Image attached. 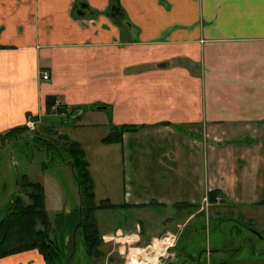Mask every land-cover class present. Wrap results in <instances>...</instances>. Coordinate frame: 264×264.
I'll use <instances>...</instances> for the list:
<instances>
[{"label": "crops", "instance_id": "1", "mask_svg": "<svg viewBox=\"0 0 264 264\" xmlns=\"http://www.w3.org/2000/svg\"><path fill=\"white\" fill-rule=\"evenodd\" d=\"M52 115L79 119L70 135L89 169L100 145L113 152L114 173L123 165L130 184L116 208L134 210L135 224L124 228L134 227L136 241L152 240L156 255L180 223L166 216L150 230L141 219L147 200L200 212L216 191L220 204H258L264 0H0V135L29 116L38 123ZM122 125L134 129L101 142L99 132ZM139 250L131 248L130 260L149 264ZM0 264L45 263L30 250Z\"/></svg>", "mask_w": 264, "mask_h": 264}, {"label": "rangeland", "instance_id": "2", "mask_svg": "<svg viewBox=\"0 0 264 264\" xmlns=\"http://www.w3.org/2000/svg\"><path fill=\"white\" fill-rule=\"evenodd\" d=\"M78 121L77 118L52 115L34 123L33 129L0 135V214L11 202L12 196L18 193V177L22 174L43 185L45 209L52 223L55 215L72 212L80 206V187L74 177L73 167L68 163L70 159L65 150L67 142L74 141L70 134L78 132L75 129L77 127H74ZM82 128L80 125L79 129ZM116 134L118 133L112 131L106 134L99 132L104 138L114 137ZM253 134L258 135L264 149V132L258 131ZM62 135L69 140L65 141ZM100 147L97 158L92 161L90 169L88 167L97 194L95 200L97 203L106 200L112 204H123L125 189L130 184L123 180L124 167L122 164L119 165L118 173H114L108 162V156H113V152L108 146ZM116 161L119 162L118 159ZM111 172L113 179L109 178ZM171 183L172 181L168 184ZM258 193L260 202L252 206L233 204L228 200L222 204L220 201L210 206L206 205L200 212L186 210L191 207L190 205L178 211V203H175L176 207L174 204L171 205L172 208L170 205L156 204L154 199L147 200L149 204L146 211L142 212L144 217L141 219L145 224L153 226L150 230L160 229L162 222L158 223L157 219L166 216H175L174 225L180 223V227H174L170 233H165L170 237L177 236L165 247L163 245V252L158 255L154 252L152 240L147 241L141 236L140 240L136 241V238L131 236L135 231L134 227L124 228L135 224L134 216L137 214L134 210L124 211L118 208L96 210L94 217L102 239L100 246L102 258L95 264H133V261L136 263L137 261H131L129 258L131 248L140 249L139 262L145 257L149 264H180L191 254L190 252L199 253L202 249H212L213 259L224 260V264H264V202H261L264 199V189ZM182 197L184 196L180 198ZM167 226L170 229L171 223ZM118 227L122 230H117ZM180 230L186 233L181 237L179 247H176ZM165 234H162L161 228L157 238H162ZM78 241L73 256H70L71 264H84L82 262L85 260L84 246L81 239ZM159 246L158 244L157 248ZM204 256L205 253L202 259ZM207 260V264H210L209 257Z\"/></svg>", "mask_w": 264, "mask_h": 264}, {"label": "trees", "instance_id": "3", "mask_svg": "<svg viewBox=\"0 0 264 264\" xmlns=\"http://www.w3.org/2000/svg\"><path fill=\"white\" fill-rule=\"evenodd\" d=\"M111 15L120 17L121 14L111 12ZM46 103L49 111L54 99L49 97ZM133 129L134 127L130 125H122L111 131L121 134ZM25 130L28 128L22 125L6 134ZM118 134L114 137L107 136L102 141L106 143L115 140ZM61 137L65 141L69 140L64 135ZM67 143L65 150L70 159L68 163L72 165L74 177L80 187V206L72 212L55 215L52 223L45 209L43 185L38 181L30 180L26 174L20 175L17 183L18 193L12 196V201L0 214V259L24 251L37 250L45 264H71L70 256L74 254L78 239L82 240L84 246L85 260L82 261L84 264H95L102 258L100 257L102 239L94 213L100 209L116 208V205L106 200L96 202L95 186L84 150L75 141ZM216 194V191H212L209 195L214 199ZM197 208L191 205L186 210H197Z\"/></svg>", "mask_w": 264, "mask_h": 264}, {"label": "flooded vegetation", "instance_id": "4", "mask_svg": "<svg viewBox=\"0 0 264 264\" xmlns=\"http://www.w3.org/2000/svg\"><path fill=\"white\" fill-rule=\"evenodd\" d=\"M5 209V208H4ZM183 233L185 232L184 230H182ZM206 250H211V249H202L201 252H195V251H192L190 252L191 254L193 253H196L195 255H188V257L186 259H184L182 263L180 264H207L208 262V257L210 258V264H219V263H223L224 260H219V261H216L213 259L212 257V252H206ZM203 253H205V256H204V259H202V255Z\"/></svg>", "mask_w": 264, "mask_h": 264}, {"label": "built area", "instance_id": "5", "mask_svg": "<svg viewBox=\"0 0 264 264\" xmlns=\"http://www.w3.org/2000/svg\"><path fill=\"white\" fill-rule=\"evenodd\" d=\"M41 78L43 79V80H48L49 79V73L47 72V71H42L41 72ZM59 103H57L55 106H57ZM34 120L29 116L28 118H27V120H26V122H25V125L27 126V128H29V129H33L34 128ZM221 201V199L219 198V197H215V202L216 203H218V202H220ZM205 202H206V204H208L209 203V200H208V198L207 197H205Z\"/></svg>", "mask_w": 264, "mask_h": 264}, {"label": "water", "instance_id": "6", "mask_svg": "<svg viewBox=\"0 0 264 264\" xmlns=\"http://www.w3.org/2000/svg\"><path fill=\"white\" fill-rule=\"evenodd\" d=\"M11 201H12V200H11ZM212 251H213L212 249H211V250H206V252H209V253L212 252Z\"/></svg>", "mask_w": 264, "mask_h": 264}]
</instances>
